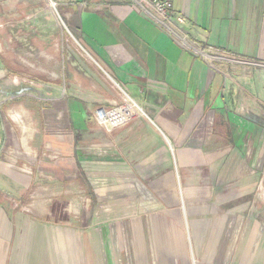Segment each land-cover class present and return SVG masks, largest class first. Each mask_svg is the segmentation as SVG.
<instances>
[{"label": "crops", "instance_id": "crops-1", "mask_svg": "<svg viewBox=\"0 0 264 264\" xmlns=\"http://www.w3.org/2000/svg\"><path fill=\"white\" fill-rule=\"evenodd\" d=\"M44 2L0 0V34L17 43L7 62L72 57L65 97L58 80L43 94L54 103L0 112V264H264V0H171L199 45L243 62L219 64L229 78L133 0H76L79 45L45 23ZM126 102L140 111L128 125L98 128L95 109ZM10 162L89 197L16 210L8 199L39 176Z\"/></svg>", "mask_w": 264, "mask_h": 264}, {"label": "rangeland", "instance_id": "rangeland-1", "mask_svg": "<svg viewBox=\"0 0 264 264\" xmlns=\"http://www.w3.org/2000/svg\"><path fill=\"white\" fill-rule=\"evenodd\" d=\"M44 1H45L44 2V8H45L44 21L45 23H48L50 25H55V27L59 31V35L62 38L63 42H65L66 39H69L70 41L72 40L74 43H78L77 37H75L73 34V32H76V28L75 26H72V29H71L68 14L66 13L68 9H70V7L78 4L76 0H44ZM51 4H55L56 10L52 8ZM79 4L81 5L82 3H79ZM58 15L60 16L61 20L67 26L68 32H66L65 28H63L64 27L63 23L60 22ZM61 34H63V36H61ZM83 37L86 40L85 33L83 34ZM6 38H7L6 35L0 34V58L2 60V62H0V72L2 76L0 79V101L3 99L2 101L3 103L0 105V112L2 113V119L4 118V119L9 120V118L7 117V110L14 108V106L22 107L23 103L28 108L29 107L36 108L39 106H43V104L50 105L51 103H54V100L49 98V97L55 98L53 95L52 96L50 95L47 97L44 95H46L45 93H50L49 87H51L53 83L56 84L58 80L59 82H61V85H62L61 96L65 97L67 87L63 82V80L65 81L63 73L65 72V68L68 65L67 63L69 62L70 64V60L72 57L71 58L7 62L8 60H10L12 55H14L13 49L14 47H16L17 43L14 42V44H12L13 42H11V44H9ZM65 51H66V48L64 47L60 48V52H61L60 54L63 57L67 55ZM28 88H33L34 91H29L28 93H22V96L14 98V99L10 98V96L13 95L16 91H19V89L24 90ZM7 94H9L10 96H7ZM125 105L126 103H123L112 109H106L103 107L102 108L107 110L108 112H111ZM102 108L95 109L94 119L96 116V112ZM15 111L21 112L22 110L21 111L15 110ZM134 112L140 113L139 110H136ZM8 114L11 116V113H8ZM18 115L22 116L18 118L19 120L23 122V127L25 128L23 137H22V142H24V144L26 145V139L29 138V136L31 135V129L30 127L26 126L25 120L23 118L25 115L24 112L23 113L21 112L20 114L18 113ZM18 115L16 114L15 116H18ZM132 119L128 123H130ZM8 123L13 128L17 137L20 138L19 136L20 128L17 126V124L15 122L11 123V121H8ZM96 124L98 125V128H100L102 131H105L106 133H113L114 131L120 129V128L107 129L106 126L102 127L97 122ZM58 159H59L58 156L48 154L45 157L44 156L42 157V160H43L42 163H45V161H50V162L57 161ZM7 166H9L8 167L9 170L15 171L17 169L16 167L18 166V163L10 162L9 164H7ZM18 168L23 173H27V174L36 173L39 177L37 178V181L34 179V181L30 183L31 185V186L29 185L30 188L23 196H21L22 198L20 202L15 201V200L13 201L10 198L8 199V201H10V204L14 206L16 210L19 209L23 211L24 213H26V211L27 213H29L31 211L32 204H34V201H36L37 203L39 201L43 203H49L51 201L50 199H55L54 198L55 194H56V197L64 196L62 198L69 199L70 201L69 204L71 203L72 199H74L75 205H76V202L81 203L80 199L82 198L85 199L89 197V191L85 188H82L80 190L77 189L75 191L74 190L59 191V187L57 184L58 182H60V180L57 179V177L55 176H51L48 174L46 175L42 173V171H40V169L37 167L36 168L30 167L31 169L28 167L29 169L27 168L28 170H25L23 169L22 166L19 165ZM71 176H72V179L70 178L69 182L73 183L74 185L75 184L78 185V182H80L82 185H84L83 183L85 180L84 174H81L82 179H80L79 173H75ZM53 184H55L56 187H53L52 186ZM61 184L66 185L67 182L65 183L63 181L61 182ZM71 205L72 204H70V207ZM75 205L73 203L71 209L76 211ZM74 213H72V215H76V212ZM65 225L67 226L70 224H65Z\"/></svg>", "mask_w": 264, "mask_h": 264}, {"label": "built area", "instance_id": "built-area-1", "mask_svg": "<svg viewBox=\"0 0 264 264\" xmlns=\"http://www.w3.org/2000/svg\"><path fill=\"white\" fill-rule=\"evenodd\" d=\"M139 10L148 16L158 27L164 32L169 34L173 39L177 40L184 48L192 51L197 57H199L203 63L217 74H221L224 77L229 78L228 71L219 66L220 63H227L229 66L241 65L243 62L228 58L222 51H216L209 47H202L195 39L185 30L186 20L180 14L172 11L171 0H133ZM52 8L56 10L55 4H51ZM57 12V11H56ZM63 23V28L68 32L67 26ZM63 36V34H61ZM131 107L130 102H126V105L117 108V110L108 112L105 109H99L96 112V122L107 129L122 128L127 123L138 115L134 112L139 110L138 108L129 110Z\"/></svg>", "mask_w": 264, "mask_h": 264}, {"label": "bare ground", "instance_id": "bare-ground-1", "mask_svg": "<svg viewBox=\"0 0 264 264\" xmlns=\"http://www.w3.org/2000/svg\"><path fill=\"white\" fill-rule=\"evenodd\" d=\"M131 105V104H130ZM130 109L129 110H131V109H133L134 108V105H131V107H129ZM136 108V107H135Z\"/></svg>", "mask_w": 264, "mask_h": 264}, {"label": "water", "instance_id": "water-1", "mask_svg": "<svg viewBox=\"0 0 264 264\" xmlns=\"http://www.w3.org/2000/svg\"><path fill=\"white\" fill-rule=\"evenodd\" d=\"M26 91H28V90H26V89L25 90H22L20 93H23V92H26Z\"/></svg>", "mask_w": 264, "mask_h": 264}]
</instances>
